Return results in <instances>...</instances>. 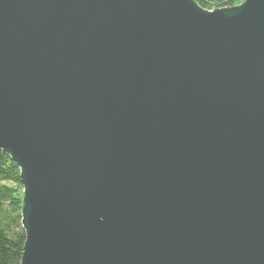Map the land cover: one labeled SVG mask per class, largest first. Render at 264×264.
<instances>
[{
    "label": "water",
    "instance_id": "1",
    "mask_svg": "<svg viewBox=\"0 0 264 264\" xmlns=\"http://www.w3.org/2000/svg\"><path fill=\"white\" fill-rule=\"evenodd\" d=\"M0 150L21 264H264V0H0Z\"/></svg>",
    "mask_w": 264,
    "mask_h": 264
},
{
    "label": "trees",
    "instance_id": "2",
    "mask_svg": "<svg viewBox=\"0 0 264 264\" xmlns=\"http://www.w3.org/2000/svg\"><path fill=\"white\" fill-rule=\"evenodd\" d=\"M199 3L211 8L205 0ZM218 4L222 5V0ZM227 1V0H226ZM243 0H228L236 5ZM20 166L0 150V264H21L27 239L23 226L24 191Z\"/></svg>",
    "mask_w": 264,
    "mask_h": 264
},
{
    "label": "rangeland",
    "instance_id": "3",
    "mask_svg": "<svg viewBox=\"0 0 264 264\" xmlns=\"http://www.w3.org/2000/svg\"><path fill=\"white\" fill-rule=\"evenodd\" d=\"M200 7H202L203 9H205V10H208V11H214V10H216V9H220V8H227V7H233V6H236V5H239V4H241V3H239V2H237L236 3V5H227V4H224L225 2H228V0L226 1V0H222L221 2H223L222 3V5L220 4H218V2L219 1H216V0H205V2H207V3H209V4H211V8H206V7H204V6H202L200 3H199V1L198 0H194ZM244 1V0H243ZM2 151V150H1ZM5 153H7V152H5ZM8 155H10V157L12 158V156H11V154L10 153H7ZM17 163V162H16ZM21 169V168H20ZM23 191H24V185H23ZM24 199V198H23ZM23 203H24V200H23Z\"/></svg>",
    "mask_w": 264,
    "mask_h": 264
},
{
    "label": "bare ground",
    "instance_id": "4",
    "mask_svg": "<svg viewBox=\"0 0 264 264\" xmlns=\"http://www.w3.org/2000/svg\"><path fill=\"white\" fill-rule=\"evenodd\" d=\"M244 1H245V0H244ZM244 1H243V2H244ZM243 2H242V3H243Z\"/></svg>",
    "mask_w": 264,
    "mask_h": 264
}]
</instances>
